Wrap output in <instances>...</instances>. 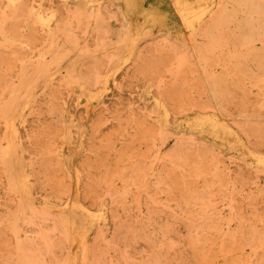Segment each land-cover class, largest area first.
<instances>
[{
    "label": "rangeland",
    "instance_id": "rangeland-1",
    "mask_svg": "<svg viewBox=\"0 0 264 264\" xmlns=\"http://www.w3.org/2000/svg\"><path fill=\"white\" fill-rule=\"evenodd\" d=\"M0 264H264V0H0Z\"/></svg>",
    "mask_w": 264,
    "mask_h": 264
}]
</instances>
